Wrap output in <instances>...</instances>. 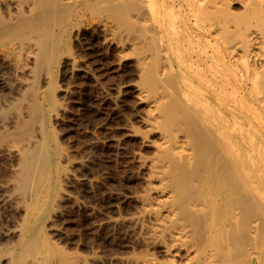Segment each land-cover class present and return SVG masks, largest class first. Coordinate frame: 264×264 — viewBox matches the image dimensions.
<instances>
[{
  "label": "rangeland",
  "instance_id": "1",
  "mask_svg": "<svg viewBox=\"0 0 264 264\" xmlns=\"http://www.w3.org/2000/svg\"><path fill=\"white\" fill-rule=\"evenodd\" d=\"M0 264H264V0H0Z\"/></svg>",
  "mask_w": 264,
  "mask_h": 264
},
{
  "label": "bare ground",
  "instance_id": "2",
  "mask_svg": "<svg viewBox=\"0 0 264 264\" xmlns=\"http://www.w3.org/2000/svg\"><path fill=\"white\" fill-rule=\"evenodd\" d=\"M260 33H258V34H256V33H254V37L256 38L257 37V35H259ZM262 35V34H261ZM251 40V39H250ZM247 46H249V44L247 45ZM187 81V80H186ZM185 81V82H186ZM187 84H188V82H187ZM183 85V84H182ZM229 92V86H225V87H223V88H221V90H220V94L221 95H226L227 93ZM220 119V118H219ZM221 120V119H220ZM180 182V181H179ZM186 188V187H185ZM183 189V188H182Z\"/></svg>",
  "mask_w": 264,
  "mask_h": 264
}]
</instances>
